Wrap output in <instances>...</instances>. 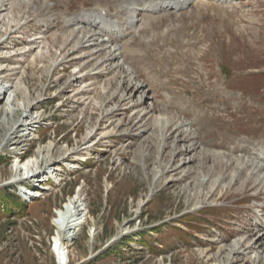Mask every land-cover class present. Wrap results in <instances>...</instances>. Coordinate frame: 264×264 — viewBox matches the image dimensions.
<instances>
[{
    "label": "rangeland",
    "instance_id": "obj_1",
    "mask_svg": "<svg viewBox=\"0 0 264 264\" xmlns=\"http://www.w3.org/2000/svg\"><path fill=\"white\" fill-rule=\"evenodd\" d=\"M154 1L0 0V264H264V0Z\"/></svg>",
    "mask_w": 264,
    "mask_h": 264
},
{
    "label": "bare ground",
    "instance_id": "obj_2",
    "mask_svg": "<svg viewBox=\"0 0 264 264\" xmlns=\"http://www.w3.org/2000/svg\"><path fill=\"white\" fill-rule=\"evenodd\" d=\"M121 1V0H120ZM124 1V0H123ZM161 3L160 4H164V6L167 7V4L168 3H171V1H166V0H159ZM185 1V0H184ZM183 1L182 5L185 4V2ZM191 3L190 1L188 2L187 0V3ZM173 5V4H172ZM156 5L152 6V10H157V9H154ZM163 6V5H162ZM178 6V5H177ZM183 7V6H182ZM2 11V10H1ZM103 11V10H102ZM105 12V11H104ZM121 12V11H120ZM126 15V14H125ZM130 16V15H129ZM81 17V16H80ZM132 17V16H130ZM79 18V16H78ZM83 21V20H82ZM128 21V19H127ZM137 22V20H130L129 23H131V25H135V23ZM124 26L123 27V30H122V35L124 36L126 34V30L125 29V25H122ZM122 29V28H121ZM124 31V32H123ZM131 31V30H130ZM87 32V31H86ZM114 38V37H112ZM99 44V43H96V45ZM102 45V44H101ZM137 46L138 44L135 43V45H131V46H128L124 51L126 53H128L127 56H130L131 55H135L136 51L138 50L137 49ZM139 47V46H138ZM98 51H101V50H98ZM137 60V58H135ZM136 60H134L136 62ZM107 61V59H106ZM105 61V62H106ZM134 63V62H133ZM122 68V67H121ZM2 78V77H1ZM132 80V79H131ZM3 81V80H2ZM5 81V80H4ZM130 82V81H129ZM137 83H135L134 86H137V91H142L144 89L143 85L142 86H139V85H136ZM140 84V82H139ZM129 85V84H128ZM8 90V87H6L4 89L3 92H6ZM0 91V96L1 94L3 93ZM21 92V91H20ZM145 92V91H143ZM167 96H169V92L167 91L166 92ZM147 97H149L147 95ZM146 97V99H147ZM146 99H143L142 101H140V103L138 102V106H142L143 103L145 102ZM13 103H14V100H12ZM9 106V105H8ZM26 106V105H25ZM149 107V106H148ZM139 108V107H138ZM4 109V108H3ZM120 109V108H118ZM144 109V108H143ZM6 110H9L8 108H6ZM154 111H157L159 110V106L158 105H154V107L151 109ZM140 112V111H139ZM148 112V111H147ZM160 112V111H159ZM8 113V112H7ZM158 113V112H157ZM29 119V117H27V120ZM19 121V120H18ZM8 124L12 123V120L9 118L8 120ZM10 127V126H9ZM16 128V126H15ZM19 128V127H18ZM13 128H11V131H12ZM17 130V129H16ZM19 130L17 131H13V134L14 133H17ZM9 135V134H8ZM9 140V139H8ZM46 148V147H45ZM195 148V146L193 147H190L189 150H193ZM181 154V153H180ZM32 158V156H31ZM30 157L26 160V162H24V165L25 167H28V162H30ZM34 164V162H33ZM35 165V164H34ZM34 169V168H33ZM33 169L31 168L30 171L33 173ZM30 171H28L27 173H30ZM54 170L50 171L52 172L53 176L51 175V177H57L56 173L54 174L53 173ZM54 179V178H53ZM55 180V179H54ZM50 189L49 186H46L44 187L42 190H48ZM42 190H38V191H35V190H31V191H24L26 194L28 195H31L33 197H39L43 194ZM23 191V190H22ZM83 199L81 198V195L80 193L78 192L75 196H70L67 201L64 203V205L62 206V208H59L57 210V215L55 217V219L53 220L54 222V225H56L57 227V232L56 234L54 235V245H53V251L56 252L57 256L59 257V264H68V262L71 260V256L74 257L77 255V252L75 249L71 248L72 244H73V238H75L79 232V228H80V225L83 223H85L86 221V218L87 217H90L89 215V211L86 212V206L84 205V202L82 201ZM89 215V216H88ZM260 240V241H259ZM258 242L260 243H263V239H258ZM257 244V243H255Z\"/></svg>",
    "mask_w": 264,
    "mask_h": 264
},
{
    "label": "trees",
    "instance_id": "obj_3",
    "mask_svg": "<svg viewBox=\"0 0 264 264\" xmlns=\"http://www.w3.org/2000/svg\"><path fill=\"white\" fill-rule=\"evenodd\" d=\"M8 195V194H7ZM0 196H2V194L0 193ZM9 196V197H8ZM7 197L4 196V198L7 200H9V206L12 207V206H16V207H20V206H23V204H20L19 202L17 203V201H15V199L13 197H11V194H9ZM9 207V209H10Z\"/></svg>",
    "mask_w": 264,
    "mask_h": 264
}]
</instances>
